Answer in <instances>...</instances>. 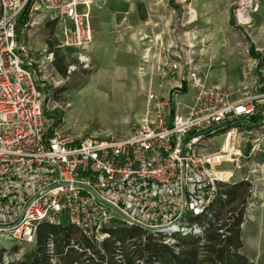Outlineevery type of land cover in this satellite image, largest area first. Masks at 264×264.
<instances>
[{
	"label": "built area",
	"instance_id": "2783aa9c",
	"mask_svg": "<svg viewBox=\"0 0 264 264\" xmlns=\"http://www.w3.org/2000/svg\"><path fill=\"white\" fill-rule=\"evenodd\" d=\"M95 2L0 0V237L32 244L39 223L62 220L98 245L111 227L131 221L157 229L151 233L167 244L175 235H198L203 225L194 217L207 214L222 184L247 181L251 195L256 181L264 186V161L254 160L264 148V67L254 60L243 68L246 93L209 85L211 61L193 46L164 39L149 18V33L138 36L137 74L147 84L141 116L128 133L76 138L43 115L39 81L53 53L34 58L28 42L18 40L17 25L24 12L28 28L35 17L58 18L64 44L86 49ZM233 5L235 25L251 26L258 1ZM78 60L86 67L89 57ZM165 78L173 81L161 94L156 87ZM218 129L221 144L204 150L203 140ZM48 252L53 254L52 242ZM13 260L4 253V264ZM50 261L57 262L53 255Z\"/></svg>",
	"mask_w": 264,
	"mask_h": 264
},
{
	"label": "rangeland",
	"instance_id": "374dc122",
	"mask_svg": "<svg viewBox=\"0 0 264 264\" xmlns=\"http://www.w3.org/2000/svg\"><path fill=\"white\" fill-rule=\"evenodd\" d=\"M234 1H229L230 11L225 20V26H220L219 29L221 37L219 38L212 30L213 34L210 38L215 43L220 39L219 41L226 45L229 43L233 45L234 40L240 42L242 53L235 54L237 60L234 62L233 56L229 54L220 55L227 57L224 60L225 63L216 65L213 69V82L230 88L236 95L247 91L241 88L243 68L254 60H257L258 67H264V42H260L253 36L255 29L264 30V21L255 19L251 26L244 28L236 26L233 16ZM28 18L26 13L25 21ZM35 20L37 23L28 28L24 27L25 21L21 22L19 17L18 40L28 42L34 58L49 52L51 50L49 47H51L54 49L53 56L57 63L61 65L67 63L65 75L57 71L53 62L46 71L47 76L43 75L44 82L39 81L44 103L43 115L47 121L54 123V127L61 132L71 134L76 138L103 136L110 132L128 133L141 116L145 104V92L139 84L140 81L130 80L128 84L127 79L131 75L126 68H123L122 63L116 64L118 67H109L108 63L97 64L89 53L90 45L86 49H78L64 44L63 23L58 18L50 20L44 15L43 18L35 17ZM262 32L264 34V31ZM224 33L227 36L223 37ZM252 49L258 54L252 55L250 53ZM83 56L89 57L86 67L79 64L78 58ZM135 73V76L140 79L137 67ZM144 88L146 91V85ZM258 110L256 118L261 108L259 107ZM222 140L223 131L218 129L213 135L203 140L204 150L217 149ZM254 160L259 163L264 161V148L254 157ZM223 168L231 169L232 165L226 164ZM246 169V167L243 168L239 175L243 174ZM239 175L236 173L234 179L237 180ZM254 185L256 193L251 195L248 192L244 221L241 224L243 242L241 252L254 264H264V186L257 181ZM62 222L66 223V220ZM31 245V243L9 240L5 236L0 237V247L5 248L4 253L8 260L17 259ZM13 246H17L15 252L11 251Z\"/></svg>",
	"mask_w": 264,
	"mask_h": 264
},
{
	"label": "trees",
	"instance_id": "16d2710c",
	"mask_svg": "<svg viewBox=\"0 0 264 264\" xmlns=\"http://www.w3.org/2000/svg\"><path fill=\"white\" fill-rule=\"evenodd\" d=\"M25 20L26 12L20 16L21 22ZM250 53L258 54L253 49ZM53 62L57 71L65 75L67 63L58 64L54 56ZM248 188L247 181L222 184L207 214L194 217L203 225L202 232L175 235L172 244L138 226L119 225L111 227L109 237L98 245L69 223L41 222L31 247L7 264H52V255L56 264H254L241 252ZM49 242L53 243L52 255L48 252ZM16 250L17 246L11 248L12 252ZM4 251L0 247V264H4ZM118 255L121 256L117 258Z\"/></svg>",
	"mask_w": 264,
	"mask_h": 264
},
{
	"label": "crops",
	"instance_id": "0c3cea01",
	"mask_svg": "<svg viewBox=\"0 0 264 264\" xmlns=\"http://www.w3.org/2000/svg\"><path fill=\"white\" fill-rule=\"evenodd\" d=\"M229 1L96 0L90 9L93 40L88 48L89 53L97 64L108 63L109 67H118L116 65L118 63L124 64L123 68H126L131 75L127 83L129 84L130 80L140 81L139 84L145 92L146 79L135 76L141 53L138 36L141 33H149L150 28L145 23L152 18L155 22L153 30L160 33L164 39L174 38L175 44L180 45L181 48L187 45L193 46L195 53L211 61L207 79L209 85L231 90L213 82V69L216 65H224L227 57L220 56L223 54L232 55L235 62L237 60L235 54L242 53L240 42L234 40L233 45L229 42L226 45L221 43L220 39L215 43L210 38L213 31L219 38L221 37L219 29L220 26H225L230 11ZM257 1L259 8L252 13L253 22L255 19L264 21V0ZM262 31L264 30L255 29L253 32L255 33L253 36L260 42H264ZM225 36L226 33L223 37ZM163 81V87H156L157 92L161 94L166 92L173 80L165 78ZM183 99L188 100L186 96Z\"/></svg>",
	"mask_w": 264,
	"mask_h": 264
},
{
	"label": "water",
	"instance_id": "95a60500",
	"mask_svg": "<svg viewBox=\"0 0 264 264\" xmlns=\"http://www.w3.org/2000/svg\"><path fill=\"white\" fill-rule=\"evenodd\" d=\"M92 191V193L93 194H95L94 193V191L93 190H91ZM99 198V197H98ZM105 202V201H104ZM107 205H109L111 208H113V209H115L116 211H118L117 210V208L115 207V206H113L112 204H110V203H107V202H105ZM128 219V218H127ZM135 226H138V227H140V228H142V229H144V230H146V231H149V232H151V231H157V229H154V228H152V227H147V226H144V225H142V224H140V223H136V222H134V221H131Z\"/></svg>",
	"mask_w": 264,
	"mask_h": 264
}]
</instances>
